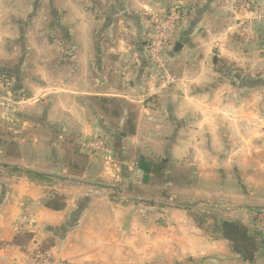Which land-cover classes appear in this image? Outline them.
Instances as JSON below:
<instances>
[{
    "label": "crops",
    "instance_id": "crops-1",
    "mask_svg": "<svg viewBox=\"0 0 264 264\" xmlns=\"http://www.w3.org/2000/svg\"><path fill=\"white\" fill-rule=\"evenodd\" d=\"M171 1L0 0V95L21 102L22 128L19 155L0 151V264H251L216 219L258 229L264 264V0H178L177 82L160 90L147 38ZM98 136L108 156L84 146ZM140 156L174 181L144 182ZM56 196L63 209L46 206Z\"/></svg>",
    "mask_w": 264,
    "mask_h": 264
},
{
    "label": "built area",
    "instance_id": "built-area-1",
    "mask_svg": "<svg viewBox=\"0 0 264 264\" xmlns=\"http://www.w3.org/2000/svg\"><path fill=\"white\" fill-rule=\"evenodd\" d=\"M253 18L264 20V10L254 12ZM182 20L183 9L181 2L178 0H172L164 13L154 14L152 17V27L147 38V48L149 57L152 60L156 73L161 80L159 86L160 90L167 89L177 82V78L172 75L168 69L166 50L171 44L173 35ZM20 104L21 102L13 99H6L0 95V130H5L14 136H19L22 133L21 126H19L17 120L11 114L12 111L20 106ZM84 146L89 150H93L107 156L111 154V148L106 139L103 137L98 136L89 138L84 142ZM117 197L125 203L138 202V204H143L147 202V199L141 195H124L117 192ZM155 207L158 208V206ZM169 216V212L165 206L163 204H161V206L159 205L160 219L163 222L170 224ZM26 217L24 216L22 222L25 223ZM35 258L40 263L50 264V261L43 253L35 255Z\"/></svg>",
    "mask_w": 264,
    "mask_h": 264
},
{
    "label": "trees",
    "instance_id": "trees-1",
    "mask_svg": "<svg viewBox=\"0 0 264 264\" xmlns=\"http://www.w3.org/2000/svg\"><path fill=\"white\" fill-rule=\"evenodd\" d=\"M136 112L133 111L131 118H129L127 127L128 133L133 135L136 133V121L134 120ZM130 117V116H129ZM17 137L12 135L5 130H0V151L4 150L6 156H18L19 149L17 142L13 139ZM137 166L140 170L143 171V181L146 182L149 180V177H153L154 181L157 183H167L169 180L174 181V174L167 172V166L165 161L156 160L146 156H140L137 159ZM38 174V173H36ZM37 176H42L38 174ZM47 207L53 209H63L65 207V202L60 196H56L52 200L48 201L46 204ZM261 211V210H259ZM256 212V222L259 224V219L261 217V212ZM201 217V216H200ZM202 217L209 218L210 216L203 214ZM214 219H216L214 217ZM219 223L218 229L221 232L222 236L231 242L232 249L235 253L239 254L241 259L249 263H254L257 259V256L261 250L262 245V234L258 229H253L245 225L238 219H216V224ZM264 229V225H263ZM27 238L30 239L31 235H27ZM14 243H18V240L15 239ZM47 247V246H45ZM42 248L43 250L45 249ZM43 252V251H40Z\"/></svg>",
    "mask_w": 264,
    "mask_h": 264
},
{
    "label": "rangeland",
    "instance_id": "rangeland-1",
    "mask_svg": "<svg viewBox=\"0 0 264 264\" xmlns=\"http://www.w3.org/2000/svg\"><path fill=\"white\" fill-rule=\"evenodd\" d=\"M4 98H6V99L7 98L8 99H12V97H8V96H4ZM184 174L186 175L188 182H190L191 175H188L187 173H184ZM167 191H169V190L167 189ZM173 195H177L180 198L181 196H184L185 197V195H187V194L186 193H184V194L183 193H179V194H173ZM193 212H194L195 215H197L199 217L200 216L202 217L203 214H206V215L210 216L209 219H212V220L209 221V222H207L206 223V226L208 228H210L211 230H214V223H215L214 222V217H216V215H221V213L217 209H210L209 207H204V206L201 207L200 209H197V210L195 209ZM259 213L261 214V217L259 219V222H260L259 223V226L263 229V225H264V209L261 210V211H259ZM169 223H170V216H169Z\"/></svg>",
    "mask_w": 264,
    "mask_h": 264
},
{
    "label": "water",
    "instance_id": "water-1",
    "mask_svg": "<svg viewBox=\"0 0 264 264\" xmlns=\"http://www.w3.org/2000/svg\"><path fill=\"white\" fill-rule=\"evenodd\" d=\"M175 50H178V44L175 45Z\"/></svg>",
    "mask_w": 264,
    "mask_h": 264
}]
</instances>
